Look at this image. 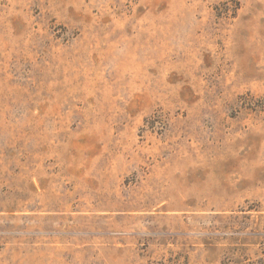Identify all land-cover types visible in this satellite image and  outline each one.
<instances>
[{
	"label": "rangeland",
	"instance_id": "obj_1",
	"mask_svg": "<svg viewBox=\"0 0 264 264\" xmlns=\"http://www.w3.org/2000/svg\"><path fill=\"white\" fill-rule=\"evenodd\" d=\"M264 0H0V264L264 256Z\"/></svg>",
	"mask_w": 264,
	"mask_h": 264
},
{
	"label": "trees",
	"instance_id": "obj_2",
	"mask_svg": "<svg viewBox=\"0 0 264 264\" xmlns=\"http://www.w3.org/2000/svg\"><path fill=\"white\" fill-rule=\"evenodd\" d=\"M256 107L264 109V96H261L257 98L256 100ZM242 262L237 260L235 264H241ZM248 264H264V256L263 257H258L254 260H250L247 262Z\"/></svg>",
	"mask_w": 264,
	"mask_h": 264
}]
</instances>
